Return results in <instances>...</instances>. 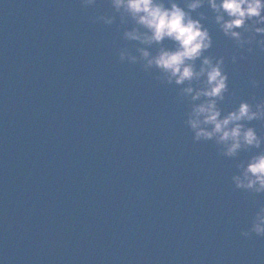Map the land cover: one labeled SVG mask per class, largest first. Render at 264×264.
<instances>
[{"label": "water", "instance_id": "water-1", "mask_svg": "<svg viewBox=\"0 0 264 264\" xmlns=\"http://www.w3.org/2000/svg\"><path fill=\"white\" fill-rule=\"evenodd\" d=\"M199 12L213 38L204 55L223 56L229 75L222 115L264 98V50L225 36L207 4ZM103 14L116 20L94 21ZM133 26L110 0H0L2 264H264V236L241 235L264 192L231 179L264 143L228 157L215 138L195 141L185 121L201 101L137 51L174 42L125 39ZM122 48L138 59L121 61ZM245 124L264 134V119Z\"/></svg>", "mask_w": 264, "mask_h": 264}, {"label": "clouds", "instance_id": "clouds-1", "mask_svg": "<svg viewBox=\"0 0 264 264\" xmlns=\"http://www.w3.org/2000/svg\"><path fill=\"white\" fill-rule=\"evenodd\" d=\"M81 3L85 7L94 6L97 0H81ZM110 3L120 14L121 23L126 22V18L134 22L133 27L123 32L125 39L145 45L161 44L166 38L174 42V48L161 47L155 55L147 47L137 48V51L139 59L145 61V68L160 69L169 83L182 85L187 81L180 90L181 95L192 102L201 101L191 104L185 121L195 141L215 138L228 157L236 156L241 149L260 148L264 134L247 126L245 121L264 119V98L253 97V102L241 99L237 107L222 115L218 101L224 100L229 91L224 57L214 62L212 57L204 55L212 47L213 38L202 22L205 13L199 12L197 17L192 13L207 4L225 36L232 38L240 48L255 41L264 50V0H110ZM93 19L111 25L116 16L103 14ZM257 34H260L259 39ZM247 51L251 53L253 49L248 47ZM119 59L135 62L138 57L122 48ZM197 59L201 60L199 67L195 63ZM232 60L236 61L235 55ZM250 83L257 86L259 82L253 79ZM238 167L241 171L231 177L237 189L264 192V151L250 156L246 164ZM252 233L264 236V204L256 210L250 228L242 230L241 235L248 237Z\"/></svg>", "mask_w": 264, "mask_h": 264}]
</instances>
